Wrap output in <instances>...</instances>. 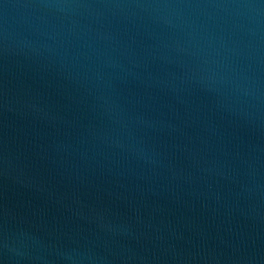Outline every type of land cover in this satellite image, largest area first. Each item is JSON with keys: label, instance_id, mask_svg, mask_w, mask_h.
Instances as JSON below:
<instances>
[{"label": "water", "instance_id": "water-1", "mask_svg": "<svg viewBox=\"0 0 264 264\" xmlns=\"http://www.w3.org/2000/svg\"><path fill=\"white\" fill-rule=\"evenodd\" d=\"M0 264H264V0H0Z\"/></svg>", "mask_w": 264, "mask_h": 264}]
</instances>
